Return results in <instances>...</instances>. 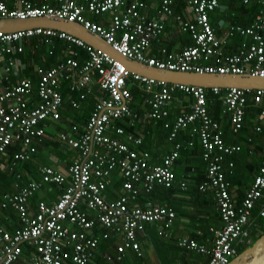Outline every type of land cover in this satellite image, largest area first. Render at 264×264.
Listing matches in <instances>:
<instances>
[{"label":"built area","instance_id":"1","mask_svg":"<svg viewBox=\"0 0 264 264\" xmlns=\"http://www.w3.org/2000/svg\"><path fill=\"white\" fill-rule=\"evenodd\" d=\"M157 1L161 3L164 15L172 13L175 0ZM183 1L194 18V21L184 22L183 25L190 33L192 44L180 53H168L162 59L147 55L151 40L162 31V19H148L141 11L144 4L140 0H47L40 5L18 0L19 7L12 10L0 0V18L47 16L77 21L100 34L123 56L159 69L264 76V0H256L261 10L250 25L228 26V34L253 40L252 43L242 42L236 52L229 54L223 53L224 40L216 35L209 18L210 12L218 8L222 0ZM238 1L248 4L252 0ZM104 13H110V23L106 27L85 17ZM35 36H45L48 38L46 41L56 37L65 39L84 48L88 59L81 60L75 51L72 57L54 67L37 66L38 102L34 105L30 103L29 108L30 79H21L12 88L0 86V170L9 145L18 140L22 149L14 153L13 160L27 161L34 150L33 142L45 136L51 122L60 120L59 109L64 100L59 87L61 83L68 81L66 88L70 92L77 91L80 100L94 99V105L85 123V131L79 137H74L72 133L79 129L78 124H73L71 132H59L58 139L77 152L68 173L51 166H40L39 180H29L24 185L16 183L15 191L3 196L1 207L13 209L21 226L10 231L0 224V264L17 262L23 244L32 247L28 264H91L101 239L111 240L114 244L113 250L104 255L108 262L120 261L129 251L141 257L139 236L144 233L146 224L157 223L158 232L162 235L173 223L175 214L173 210L149 200L144 206L130 204L138 200L140 188L150 192L156 186H172L175 175L171 165L177 151L166 154L156 164L148 158L147 152L142 153L129 146L130 142L140 144V138L133 133H126L122 141L114 139L112 135L122 134L124 130L113 123L119 118L131 119L132 123L167 119L170 103L177 93L187 97L185 103L188 105L182 103L175 120L164 122V127L170 129L168 139L174 141L177 131L187 128L190 136L198 135L203 158L210 159L206 180L200 184L199 190L212 191L222 222V227L211 228L214 240L210 246L187 237L179 238L177 245L183 250L207 255L209 260L201 264H228L238 254V247L251 244L249 216L259 203L258 214L264 217V159L241 204L235 207L221 163L226 154L241 149L238 145L224 143L222 129L210 117L207 102L208 94L219 97L222 112L231 119L232 131L236 133L244 125L246 94L252 92L257 104L264 99V89L207 88L165 83L139 75L130 77L128 71L107 54L65 32L41 27L0 31V72L5 79L13 72L24 69L25 64L19 54L24 50V41ZM127 79L142 84L148 93L143 99L148 108L142 109L141 114L132 110ZM223 90L224 93H221ZM70 103L72 108H79L75 99ZM260 119L264 120V107L260 111ZM256 129L261 130V127ZM188 144L192 145V141ZM174 147L178 149L179 144ZM232 166L230 162L229 167ZM115 172L123 178L125 192L109 199L104 190L112 182ZM47 183L63 186L58 199L51 203L41 200L37 203L36 212L29 213V198ZM180 186L184 188V182ZM99 225L104 230L96 235L94 231Z\"/></svg>","mask_w":264,"mask_h":264},{"label":"trees","instance_id":"2","mask_svg":"<svg viewBox=\"0 0 264 264\" xmlns=\"http://www.w3.org/2000/svg\"><path fill=\"white\" fill-rule=\"evenodd\" d=\"M2 1L4 2V0ZM77 1H82V0H77ZM46 2L47 0L44 1V3ZM235 5H236V2H235ZM6 6L11 10L14 8H17V7L11 8V6H9L8 3L6 4ZM249 6L241 4L240 5L241 11H244L243 13L245 14L246 12L252 9V7H249ZM18 7H19V4H18ZM47 39L48 38H46L45 36H35V37L28 39V41L27 40L24 41V50L21 54H19L20 60L23 61V63L25 64L24 69L13 72L11 75L8 76L7 79H5L4 78L5 75L0 72V86L2 87L12 88L13 84L17 85L19 84L21 79H25V78H28L31 80V95L29 97L30 102L28 103V108L30 106V103L34 105L38 102V95H37L38 77L36 75L37 66H41L43 68L54 67L58 63H61L62 61H64L67 57H72L73 52L75 51L78 52V58H80L81 60L88 59V54L86 50L82 47L76 46L75 44H72L65 39H59L57 37L46 41ZM191 44H192V41H191ZM237 48L238 47L234 48L233 51L236 52ZM63 52H66L67 56H65ZM126 81H127L128 89L132 95V104H131L132 110L134 112H137L138 114H141L143 112L142 110H140L141 106L143 109L148 108L147 105L143 104V99L147 97L148 93L145 92L142 84H137L135 82L133 83L130 79H127ZM67 83L68 81L63 82L59 86L61 95L64 99L63 105L61 109H59L61 118L59 121L51 122V125L54 127V130L52 133L48 132L47 130L48 128H47L45 136L40 141L36 140L33 142L32 147L34 150L30 153V159L27 161H21V162H16L13 160L14 153L22 149V145L18 140L14 141L13 144L9 145L6 149V154L3 157L4 166L0 170V224L3 227L9 229L10 231L20 227V226L16 228L10 227L9 224L11 223V220H16L17 218V221L20 222V219L18 218L16 212L13 209H11L9 206L5 208L1 207L3 196L6 193H13L15 191L16 183L20 185H24L29 180H39L40 179L38 178V174L40 177L39 167L43 165L50 166L49 164L50 162L49 152L50 151L53 152L57 148V154H59V156L62 159L63 158L66 159V157L67 159H70L68 168L71 165L73 158L77 154L75 149L70 148L66 143L58 139L59 132H60L58 130H60L61 128L63 129V126L65 127L67 123H69L70 126L68 127V130H65V132L72 130L71 127H72V124H74L73 122H77L78 124L77 127L79 129L73 131L72 133L74 137H79L85 131L84 130L85 121L88 117L89 112L88 111H86V113L83 112V114H81L80 116L78 114L80 113L82 103H85L84 101L91 103L92 100L91 98L80 100L79 93L70 94L69 92L68 94L67 92L69 90L67 91L66 89ZM224 91L225 90H223V92L221 93H224ZM69 95L71 98L69 97ZM246 95H247V102H246V108H245L244 125L241 127L240 130H238V132L235 133L232 131L231 119L228 117V115L222 114L221 100L219 99V97L214 94H208V102H207L208 113L210 117L212 116L221 125L222 139L224 143L226 145H238V146L241 145L240 146L241 150L239 152H236L230 155L226 154V156L224 157V161L221 163V170L223 172V175L226 181L228 182V190H229V181L230 182L233 181V183H240V184H245V185L250 186L253 183L254 176H255L254 166L257 165V168H258L257 171H259V166L262 163L258 161L259 158L256 159L255 156H252L253 151L250 150V153H249L248 152L249 150H247L246 151L247 154L254 160L253 163L249 162V167L244 166L241 168V167L235 166V168H233L232 166V167L226 168V165H228L230 161L237 160L235 156L242 153L245 147L249 148L251 146V144L247 141V139L245 140L243 139L244 138L243 136H247L248 138H250L252 140V143L255 141L254 142V145H256L255 148L257 147V145L263 146L264 148V120L260 119V111L264 107V99L262 100V102L255 104L253 100V96H252L253 93L248 92ZM176 96H181L183 99L184 98L187 99V97L183 96L180 93H177ZM211 98H214V99L211 101ZM71 99H75L76 101H78L79 108L71 107L70 105ZM178 112H179L178 109L176 108L173 109L172 107L171 112L168 116V119L161 118L155 121L151 120L150 122H146V120H144L142 122L137 121V123L136 122L132 123L131 119H128V118L116 119L113 124L115 126H120L121 128H123L124 132L122 134L116 133L112 135L114 139H117L118 141H122L123 139H125L126 133H133L136 137L140 138V144L137 145V144H133L130 142L129 146L136 147L135 149L142 153L147 152L149 155L148 158L152 162L157 161L159 157L163 158L166 154H169L174 150L177 151V157L172 162V165H171V169L175 175V179L173 181L172 186H169V187L156 186L150 192H145L143 188H140L138 192L139 194L138 200L143 201L144 203L149 200L153 202L154 204H158L160 206L173 210L175 214L173 222L176 218V215H179L183 211L187 210L185 209L186 206H189V205L193 206L195 204L194 205L195 209L198 207L196 206V203H194L195 199H193V197H198V196L200 197L201 195L202 196L211 195L213 197L212 191L210 189H207L206 191L202 192L199 190V186H200L199 184L196 186L193 184L188 185V181H187L188 178L192 179V177L194 176L193 174L195 173V170H198V169H200L201 172L203 171L205 173L204 175L202 173H198V176L195 177V180L197 181V183H198L197 179L206 180V173H207V170L210 164V159L203 158L204 152L199 142L198 135L193 134L192 136H190V131L187 128L185 130H178L176 133V136L173 138L174 141L171 142L168 139L170 129L164 127V122L166 120L170 122L174 121L178 115ZM71 116L75 118L74 121L68 120ZM258 126L261 127V130L256 129ZM56 132H57V135H56ZM183 134H186V137L187 138L189 137L188 139L192 140V145H189L188 142L182 143L181 135ZM241 139L244 140L242 142L244 144L239 145L238 143H236V142L241 143V141H239ZM175 144H179L178 149H175L174 147ZM167 149H168V152L166 151ZM99 150L102 154L104 153L101 149ZM263 155H264V152L262 153V156ZM263 159L264 157L261 159V161H263ZM158 162L159 161H157L156 163ZM254 163L255 165H253ZM68 168H67V171H68ZM63 173L67 174L68 172H63ZM113 176L114 177L112 179V182L106 187L104 192L106 196L116 197V196H120L121 194H123L125 190L122 187L123 178L120 177L117 174V172H115ZM181 182H184V185H185L184 188L180 186ZM46 185L49 189L58 188L60 193L63 190V186L57 185L56 183H47ZM208 192H211V193H208ZM36 193L37 192L32 194L31 197L34 198L33 195H35ZM60 193L57 196H54L56 200L58 199ZM161 196H163L164 198H161ZM175 196H178V198H180L179 202H178L179 199H177V200H172L171 202L168 201L167 203H164L168 199L173 198ZM50 197L52 198V196ZM50 197H47V199L50 200L51 199ZM183 199L185 201H183ZM46 200H43V201L47 203H51L50 201L48 200L46 201ZM205 200L206 201L204 203V206H202V210H204V212L207 213L208 219L211 217H213L214 219L216 216V212H217V210L214 207L215 201L213 202L212 200H209V199H205ZM30 203H31V200H30ZM144 203L141 205L144 206ZM236 203H239V202L236 201ZM34 204L35 202L31 203L32 206H34ZM240 204L241 202L238 204V206ZM259 205L260 203L255 206L258 210H259ZM35 206L37 210V203L35 204ZM29 207H30V204H29ZM257 213L258 212H256V214ZM253 214H255V209L251 211V215ZM251 215L249 216V220L252 217ZM194 216L196 220H198L199 216L197 215V213ZM253 220L255 223L250 224L248 227L249 233L252 239L251 244L260 236V234L256 231L257 230L256 224L258 223L264 226V217L259 216V214L257 218L256 219L254 218ZM98 228L101 230H104V228L99 225V226H96L95 231H97ZM169 228L166 230L169 231ZM168 231L164 232L162 236L163 237L168 236ZM106 242L104 243L103 241L100 244V249L103 252L114 246L113 241L112 242L109 241V243L111 244L110 248L107 247ZM23 245H25V247L28 248L27 255L23 254ZM23 245H22V253L19 257L20 261L19 263H15V264L26 263V261L28 260V258L30 257L32 253V247H29L26 244H23ZM250 245L238 247V253L243 251L245 248L249 247ZM131 254L132 255H130L129 261L127 260V257L125 255L118 262L117 261L108 262L104 259L103 257L104 254L99 253L98 255L93 257L91 264H142L144 262V259L142 258V256L141 257L138 256L136 252L133 251L131 252Z\"/></svg>","mask_w":264,"mask_h":264},{"label":"crops","instance_id":"3","mask_svg":"<svg viewBox=\"0 0 264 264\" xmlns=\"http://www.w3.org/2000/svg\"><path fill=\"white\" fill-rule=\"evenodd\" d=\"M30 1L34 5H40V4L44 3L45 0H30ZM141 1L145 4V7L143 8L142 12L148 18H159V19L161 18L162 24H163V32L156 40H154L152 47L148 52L149 57L152 56L155 58L162 59V58H165L164 53H166V54H168V53H180L185 47H188L191 45L192 40L190 38V33L188 30H185L183 28V25H184V22L194 21V18H193L192 12L185 6V3L183 0L174 1V3L172 4V13L170 15H164L161 12V7L159 4V1H157V0H141ZM4 2L6 4L8 3L9 6H11V8L18 7V4H19L18 0H4ZM235 2H236V5H235ZM237 4L238 5L242 4V5H246V6L250 5L249 7H252V9L244 14L243 13L244 11H241L240 5L238 6ZM216 9L221 13V16L217 17V18L213 17V15H212ZM216 9L214 11L210 12L209 18H210V23H211L212 27L215 29L216 35L224 40V43L222 44V51L224 54L233 53L234 52L233 49L236 47H239L241 45V43L244 41L248 42V43L253 42V40L251 38L239 37L238 34L237 35L236 34L230 35L227 33V30H228V26H230V25L248 26L253 22L255 15L261 10V6L256 0H252L248 4H244L243 2L238 1V0H234V1L233 0H222L220 2V5ZM109 16H110V13H109ZM177 17H179V19ZM86 18L91 20V21H95V22L102 23V24L103 23L107 24L110 20V17H109V19H107L105 17L102 18V15H97V16H92V17L86 16ZM188 34H189V36H188ZM63 54L65 56H67L66 52H63ZM66 89H67V91L69 90L68 88H66ZM69 92L70 91H68L67 93L69 94ZM72 93L77 94V91L70 92V94H72ZM69 97H70V95H69ZM184 99L187 100L186 98H184ZM184 99L181 96H176L175 100H173L174 102L172 101V104H171L173 109L176 108L179 111V108L183 104H187V103H185ZM213 99L214 98H211V101ZM91 100H92L91 103L86 102V101H84L85 103H82L80 113L78 114L80 116L81 114H83V112L84 113H86V111L89 112L85 123L87 122L89 115L93 109L94 99H91ZM209 101H210V99H209ZM70 105H71V103H70ZM256 107H258V106H256ZM221 108H222V105H221ZM142 109L143 108L141 106L140 110H142ZM186 109H188V108H186ZM169 111L171 112V110H169ZM183 111H185V109ZM221 111H222V109H221ZM170 112H169V114H170ZM222 114H224V113L222 112ZM70 118L68 119L69 121H71V120L74 121V119H75L72 116ZM211 118L213 120L217 121L212 116H211ZM73 123L77 124V122H73ZM68 124L69 123H67L65 125L66 128L63 126V129L61 128L58 131L65 132V130H68V127L70 126V124L69 125ZM72 126H73V124H72ZM220 127H221V125H220ZM47 130H48V132L52 133L54 130V127L50 124ZM56 135H57V132H56ZM243 137H244L243 138L244 140L247 139V141L251 144V146L249 148L245 147L242 153L235 156L237 158L236 161H230L233 164V168H235V166L241 167V168L244 166L249 167V162H251V163L254 162V160L247 154V152H246L247 150L253 151L252 156H255L256 159L259 158L258 161H260V163L262 162L261 159L264 157V155L262 156V153L264 152L263 146L257 145V147L255 148V146H256V145H254L255 141L252 143V140L250 138H248L247 136H243ZM188 138L186 137V134L181 135L182 143L192 141L191 139H188ZM244 140L241 139V140H239V141H241V143H239V142H236V143H238L239 145L244 144V143H242ZM168 149L166 150L167 152H168ZM49 155H50V162H49L50 166L54 167L55 169H57L59 171L67 172V168H68V165L70 163V159H67V157H66V159L65 158L62 159L59 156V154H57V148L53 152L50 151ZM161 160H162V158L159 157V159L157 160V161H159L158 163H156L157 161H154V160L153 161H154V163L159 164L161 162ZM229 163H228V165H229ZM228 165H226V168H229ZM253 165H255V163ZM257 170H258V168L256 165V166H254V174L255 175L258 173ZM198 173H202L204 175L205 172H203V171L201 172L200 169L195 170V173L193 174L194 176L192 177V179H190V178L187 179L188 185L193 184L196 186L198 184L199 185L202 184L205 181L203 179H197L198 180V183H197V181L195 180V177L198 176ZM38 178H40L39 174H38ZM250 186L245 185V184H240V183H233V181L232 182L229 181V191H230V194L232 196L235 207H237L238 204L241 202V200L245 194V191ZM59 193L60 192H59L58 188L49 189L47 187V185H44L42 187V190H39L35 195H33L34 198L31 197L29 199V201H28V208H30L29 213H34L36 211L35 204L41 200H46L47 197L52 196V198L50 197L51 198L50 200H48V199L47 200L50 202H55L56 198L54 196H57ZM208 193H211V192H208ZM104 194H105V192H104ZM106 197L109 199H115L118 196H116V197L106 196ZM161 198H164V197L161 196ZM204 198L212 200L214 202V199L211 195H209V196H202L201 195L200 197L199 196L193 197V199H195L194 203H196V206H198V207L195 209V206H194L195 204L193 206L189 205V207L191 209L187 208V210L183 211L181 214L176 215V218H175L173 224L169 228V231L167 230L168 236L163 237L161 234H159L157 223L151 222V223L146 224L145 229H144V233L140 234V236H139L140 249L142 252V258L144 259V262L142 264H201V263L207 262L209 260V257L207 255L198 254L194 251H186L177 245V240L179 238L187 237V238L194 239V240L198 241L199 243H202L206 246H210L214 240V234L211 231V228L222 227V222H221L220 217L218 215L219 212H218V209H217L215 202H214V205H215L214 207L217 210V212H216V216L214 219H213V217L208 219L207 213L204 212V210H202V206H204V203L206 201ZM177 199H179L178 200V202H179L180 198H178V196H175L173 198L168 199L164 203H167L168 201L171 202L172 200H177ZM30 200H31V203L35 202L34 206L31 205ZM183 201H185V200L183 199ZM236 201L239 203H236ZM143 203H144L143 201L137 200L134 204H131V205L142 206L141 204H143ZM29 204H30V207H29ZM254 209H255V214L251 215L252 217L250 219V224L255 223L253 219L254 218L256 219L258 216V213L256 214V212H258V209L256 207ZM196 213L199 216L198 220H196V218L194 216V215H196ZM178 217H183L184 219L178 220ZM9 225H10V227L16 228L18 226H21V223L19 221H17V218H16V220H11V223ZM102 231L103 230L98 228L97 231H94V232L96 235H99V233H101ZM204 233H206V234H204ZM199 239H201V240H199ZM103 241H104V243L107 241L106 245H107V247L110 248L111 244L109 243V241L111 242V240L101 239L99 241L97 250L95 252V256L98 255L99 253L105 255L106 252L113 250V247H112V248L107 249L106 251L103 252L100 249V244ZM104 255H103V257H104ZM130 255H132L131 252L130 251L127 252L126 257H127L128 261L130 260ZM19 261H20V258L15 263H19ZM24 264H28V261H26V263H24Z\"/></svg>","mask_w":264,"mask_h":264},{"label":"water","instance_id":"4","mask_svg":"<svg viewBox=\"0 0 264 264\" xmlns=\"http://www.w3.org/2000/svg\"><path fill=\"white\" fill-rule=\"evenodd\" d=\"M36 27L50 28L73 35L94 49L108 54L131 72L165 83L196 85L203 87L264 89V76L252 74H211L193 71L157 69L135 60L125 58L100 36L91 33L81 24L47 16L26 19L0 18V31L13 32ZM260 236L247 248L239 252L228 264H264V226L256 224Z\"/></svg>","mask_w":264,"mask_h":264},{"label":"bare ground","instance_id":"5","mask_svg":"<svg viewBox=\"0 0 264 264\" xmlns=\"http://www.w3.org/2000/svg\"><path fill=\"white\" fill-rule=\"evenodd\" d=\"M141 1V0H140ZM176 1V0H175ZM144 4V3H143ZM159 4H160V7H161V3L159 2ZM145 7V4H144V6H143V8ZM143 10V9H142ZM141 10V11H142ZM161 10H162V8H161ZM143 13V12H142ZM166 15V14H165ZM86 17V16H85ZM148 18V17H147ZM19 19V18H18ZM53 19H59V18H53ZM148 19H159V18H148ZM67 21V20H66ZM69 22H76V23H79V24H81L85 29H87L88 31H90L91 33H93V34H96V35H98V36H100L101 38H103L100 34H98V33H96V32H92L91 30H89L88 28H86L82 23H80V22H77V21H69ZM95 22V21H94ZM97 24H99V25H101V26H104V27H106V26H108L109 25V23H110V20H109V22L107 23V24H102V23H98V22H96ZM42 28V27H41ZM32 29V28H31ZM14 32V31H13ZM162 32H163V28H162V31H161V33L156 37V38H154V39H152L151 40V42H150V46H149V48H148V50H147V55H148V52H149V50L151 49V47H152V44H153V42H154V40H156L161 34H162ZM68 34V33H67ZM70 35V34H69ZM71 36H73V35H71ZM73 37H75V36H73ZM75 38H77V37H75ZM77 39H79V38H77ZM104 39V38H103ZM81 40V39H80ZM105 40V39H104ZM83 41V40H82ZM106 41V40H105ZM84 42V41H83ZM107 42V41H106ZM92 47V46H91ZM104 53V52H103ZM106 54V53H105ZM165 54V57H166V53H164ZM108 55V54H107ZM109 56V55H108ZM110 57V56H109ZM125 57V56H124ZM110 58H112V57H110ZM125 58H127V57H125ZM113 59V58H112ZM127 59H129V58H127ZM113 60H115V59H113ZM129 60H135V61H137V62H140V63H142V64H144V65H146V66H150V67H155V68H157L156 66H151V65H148L147 63H145V62H142V61H139V60H137V59H129ZM116 62H118L117 60H115ZM120 65H122L120 62H118ZM123 66V65H122ZM124 67V66H123ZM124 69H126L125 67H124ZM157 69H159V68H157ZM127 71H128V73H129V75L130 76H132V75H139V76H141V77H146V76H144V75H141V74H139V73H134V72H131V71H129L128 69H126ZM146 78H148V79H151V78H149V77H146ZM153 80H155V79H153ZM73 92H75V91H73ZM71 102V101H70ZM92 112V111H91ZM91 114V113H90ZM89 117H90V115H89ZM89 119V118H88ZM88 121V120H87ZM135 203V202H134ZM131 204H133V203H131ZM130 204V205H131Z\"/></svg>","mask_w":264,"mask_h":264},{"label":"rangeland","instance_id":"6","mask_svg":"<svg viewBox=\"0 0 264 264\" xmlns=\"http://www.w3.org/2000/svg\"><path fill=\"white\" fill-rule=\"evenodd\" d=\"M212 15H213V17L217 18V17H220V16H221V13L216 9ZM103 17L109 19V17H110V16H109V13H104V14L102 15V18H103ZM187 208H188V209H191L189 206H186V207H185V209H187ZM183 219H184L183 217H178V220H183ZM27 252H28V248L25 247V245H23V254L27 255Z\"/></svg>","mask_w":264,"mask_h":264},{"label":"clouds","instance_id":"7","mask_svg":"<svg viewBox=\"0 0 264 264\" xmlns=\"http://www.w3.org/2000/svg\"><path fill=\"white\" fill-rule=\"evenodd\" d=\"M173 100H175V98H174ZM173 100H172V101H173ZM184 101L186 102V100H185V99H184ZM171 104H172V102L170 103V110H171V107H172V105H171ZM179 109H180V108H179ZM178 113H179V112H178ZM167 119H168V118H167ZM237 255H238V254H237Z\"/></svg>","mask_w":264,"mask_h":264}]
</instances>
